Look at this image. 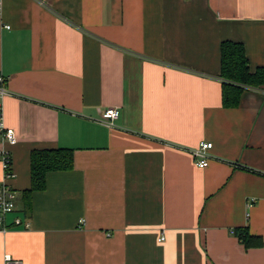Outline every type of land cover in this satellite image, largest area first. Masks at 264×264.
I'll list each match as a JSON object with an SVG mask.
<instances>
[{
    "label": "crops",
    "instance_id": "crops-1",
    "mask_svg": "<svg viewBox=\"0 0 264 264\" xmlns=\"http://www.w3.org/2000/svg\"><path fill=\"white\" fill-rule=\"evenodd\" d=\"M224 41L264 67V0H2L17 199L0 264H264V89L222 106ZM54 149L73 168L24 198L30 153ZM244 227L260 247L239 243Z\"/></svg>",
    "mask_w": 264,
    "mask_h": 264
},
{
    "label": "trees",
    "instance_id": "trees-1",
    "mask_svg": "<svg viewBox=\"0 0 264 264\" xmlns=\"http://www.w3.org/2000/svg\"><path fill=\"white\" fill-rule=\"evenodd\" d=\"M221 101L224 108L238 106L244 90L264 89V67L250 71L244 48L240 43L224 41L220 46ZM73 168V152L68 149L33 150L30 153V187L23 192L28 198L45 189L49 173ZM28 204V203H27ZM233 235L245 249L258 248L261 239L252 236L247 227L234 229Z\"/></svg>",
    "mask_w": 264,
    "mask_h": 264
},
{
    "label": "built area",
    "instance_id": "built-area-1",
    "mask_svg": "<svg viewBox=\"0 0 264 264\" xmlns=\"http://www.w3.org/2000/svg\"><path fill=\"white\" fill-rule=\"evenodd\" d=\"M0 0V10H1ZM9 94L7 89V79L0 72V141L2 146H14L17 143V136L15 131L8 128L3 123L1 104L3 99ZM119 116L117 108H106L100 115V122L107 126L112 127L115 120ZM212 144L208 142L200 143L199 146L190 151L193 162L199 169H204L208 166L210 161V150ZM11 155L10 152L2 147L0 149V165L3 170V180L0 182V233H6L9 229L7 226V218L16 210V193L15 191L6 184V181L13 178L14 174L11 169ZM14 226L24 225L25 229L29 227L28 223H22L19 218H14L12 221ZM79 226L84 225V220L81 219L78 223ZM163 238L160 237L159 241ZM4 264H21L19 260L13 259L10 255L4 256Z\"/></svg>",
    "mask_w": 264,
    "mask_h": 264
}]
</instances>
